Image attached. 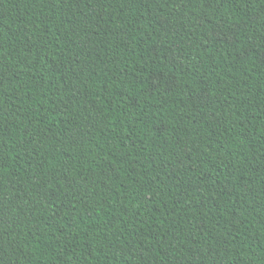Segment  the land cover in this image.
<instances>
[{
	"label": "trees",
	"instance_id": "trees-1",
	"mask_svg": "<svg viewBox=\"0 0 264 264\" xmlns=\"http://www.w3.org/2000/svg\"><path fill=\"white\" fill-rule=\"evenodd\" d=\"M0 264H264V0H0Z\"/></svg>",
	"mask_w": 264,
	"mask_h": 264
},
{
	"label": "rangeland",
	"instance_id": "rangeland-1",
	"mask_svg": "<svg viewBox=\"0 0 264 264\" xmlns=\"http://www.w3.org/2000/svg\"><path fill=\"white\" fill-rule=\"evenodd\" d=\"M220 33L223 35V32L220 30Z\"/></svg>",
	"mask_w": 264,
	"mask_h": 264
}]
</instances>
